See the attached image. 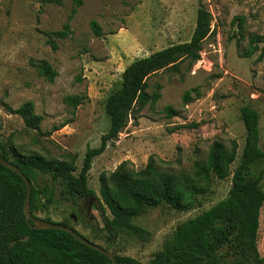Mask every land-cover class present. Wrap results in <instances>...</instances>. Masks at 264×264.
<instances>
[{"label":"rangeland","instance_id":"rangeland-1","mask_svg":"<svg viewBox=\"0 0 264 264\" xmlns=\"http://www.w3.org/2000/svg\"><path fill=\"white\" fill-rule=\"evenodd\" d=\"M200 5L210 11L213 31L203 41L200 59L183 62L179 72L164 70L151 75L146 90L151 93L160 85L158 101L153 107L146 105L136 124L130 120L117 139L93 157L87 185L94 191L98 209L84 216L72 199L62 198L59 184L49 174L39 173L35 182L53 187L54 202L46 210L36 211V216L66 220L112 253L145 264L178 226L223 199L230 188V176L213 178L209 191L196 195L189 210H175L166 203L145 208L132 221L150 231L148 242L120 234L110 244L103 228L104 217H110V212L100 197L99 174L114 170L123 160L140 169L150 155L159 160L161 168L191 173L193 162L206 156L214 139L237 141L233 170L245 141L239 112L244 104L258 111L259 146L264 151V0H82L66 38L56 32L63 29L75 6L72 0L62 5L0 0V140L9 158L15 148L66 160L75 164L74 174H78L87 148L99 146L108 130L105 100L119 88L124 68L135 58L188 40ZM235 17L244 18L239 30ZM92 20L98 23L101 35L92 31ZM253 35L260 40L251 44ZM254 45L256 50L247 55ZM43 61L56 72L53 80L38 69L37 64ZM192 87H198L200 95L184 104L182 93ZM69 94L82 95L84 100L73 109L63 101ZM27 100L43 117L39 129L27 127L21 116L9 110ZM166 105L177 115L168 117ZM262 165L264 160L254 167ZM257 247L263 255L264 203Z\"/></svg>","mask_w":264,"mask_h":264},{"label":"trees","instance_id":"trees-1","mask_svg":"<svg viewBox=\"0 0 264 264\" xmlns=\"http://www.w3.org/2000/svg\"><path fill=\"white\" fill-rule=\"evenodd\" d=\"M37 1L42 5H62L65 0ZM72 1L75 6L71 8L63 29L56 32L60 38L71 33L70 21L76 7L82 4V0ZM211 19L210 11L200 5L188 40L171 43L135 58L124 68L119 88L105 100L108 130L102 134L99 146L87 148L78 174H74L76 166L72 162L26 154L15 148L13 157L9 158L8 150L0 140V156L15 164L31 182L29 208L32 215L36 216V211L46 210L54 202L53 187L35 182L39 173L49 174L59 184L64 199L75 200L76 194L94 195L87 185L93 157L101 154L109 141L117 139L130 120L136 124L146 105L153 107L158 101L160 85H156L157 90L151 93L146 90L151 75L164 70L179 72L183 62L194 63L200 59L203 41L213 32ZM235 19L239 30L244 18ZM91 29L96 36L101 35V29L94 20L91 21ZM259 40L257 35L250 37L251 44ZM49 44L52 50H56L53 41ZM256 48V45L252 46L247 55ZM37 67L47 79L53 80L56 72L48 62H40ZM199 95L198 87H192L182 93L181 99L186 104ZM83 100L84 97L78 94L63 98L64 103L73 109ZM9 110L21 116L27 127L39 129L43 117L35 113L31 100ZM164 111L168 117L178 113L169 105L164 107ZM239 112L245 128V141L233 170L231 165L237 158V141L214 139L206 156L193 162L191 173L161 168L154 155H150L140 169H134L131 161L123 160L114 170L101 172L99 193L110 212V217H104L103 228L108 232L106 241L111 244L120 234H125L148 242L150 231L132 221L145 208L166 203L175 210H189L195 204L196 195L209 191L213 178L230 176L228 194L178 226L145 264H264V254L261 255L257 247L260 210L264 203V165L254 167L264 160V151L259 146V114L250 104L242 105ZM24 198L25 185L21 177L0 164V264L111 263L108 257L65 231L30 228L23 214ZM42 219L69 226L66 220ZM113 254L117 264H142L131 256Z\"/></svg>","mask_w":264,"mask_h":264},{"label":"water","instance_id":"water-1","mask_svg":"<svg viewBox=\"0 0 264 264\" xmlns=\"http://www.w3.org/2000/svg\"><path fill=\"white\" fill-rule=\"evenodd\" d=\"M0 164L11 169L15 173H17L24 182L25 185V198L23 203V214L26 220V223L29 225L30 228L33 229H56L62 230L69 234H71L76 240L79 242L93 248L94 250L98 251L102 255L108 257L111 261L110 264H117L116 256L106 248L102 247L101 245L89 240L88 238L82 236L77 231H75L72 227L61 223H54L39 217H36L30 213V194H31V182L27 178V176L13 163L6 160L2 156H0ZM75 219V218H74Z\"/></svg>","mask_w":264,"mask_h":264},{"label":"flooded vegetation","instance_id":"flooded-vegetation-1","mask_svg":"<svg viewBox=\"0 0 264 264\" xmlns=\"http://www.w3.org/2000/svg\"><path fill=\"white\" fill-rule=\"evenodd\" d=\"M74 206L83 213L84 216L89 214L93 209H98V200L95 195L87 193L83 195L76 194ZM69 217H73V214H69ZM76 219V218H75Z\"/></svg>","mask_w":264,"mask_h":264}]
</instances>
